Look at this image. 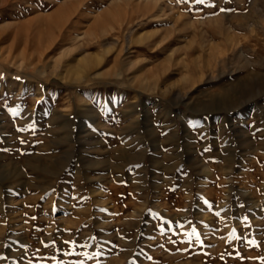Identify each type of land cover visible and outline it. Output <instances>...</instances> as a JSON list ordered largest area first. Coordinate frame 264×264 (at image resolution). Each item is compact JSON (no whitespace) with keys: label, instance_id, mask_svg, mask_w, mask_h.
Here are the masks:
<instances>
[{"label":"rangeland","instance_id":"374dc122","mask_svg":"<svg viewBox=\"0 0 264 264\" xmlns=\"http://www.w3.org/2000/svg\"><path fill=\"white\" fill-rule=\"evenodd\" d=\"M0 264H264V0H0Z\"/></svg>","mask_w":264,"mask_h":264},{"label":"snow or ice","instance_id":"6c2138e0","mask_svg":"<svg viewBox=\"0 0 264 264\" xmlns=\"http://www.w3.org/2000/svg\"><path fill=\"white\" fill-rule=\"evenodd\" d=\"M197 3H203V0H197ZM221 12H231L234 11V9H220ZM19 131H23V129H19ZM21 143H24V141H21ZM207 151V149H205ZM74 198V197H73Z\"/></svg>","mask_w":264,"mask_h":264}]
</instances>
